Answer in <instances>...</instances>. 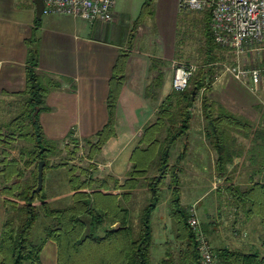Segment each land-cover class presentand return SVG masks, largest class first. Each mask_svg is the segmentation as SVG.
<instances>
[{"label":"trees","instance_id":"1","mask_svg":"<svg viewBox=\"0 0 264 264\" xmlns=\"http://www.w3.org/2000/svg\"><path fill=\"white\" fill-rule=\"evenodd\" d=\"M153 1L143 3L131 30V41L141 18L146 13L152 14ZM201 12L206 37V64L195 71L185 90L173 89L167 95L159 106L155 120L145 126L132 152V165L123 184L112 175L96 177V165L91 162L115 134L117 102L124 85L128 58V54H120L109 83V118L97 132L95 140L86 141L89 163L71 164L68 160L54 164L55 167H65L69 175L73 194L71 203L65 207H53L44 193L45 169L51 166L50 159L60 155L63 150L58 142L45 136L39 120L40 112L47 108L45 99L49 90L59 87L61 82L38 72V51L30 50L27 86L21 92L22 108L11 120L0 124V195L5 205L0 233V264H42L41 251L48 239L57 243L56 264H151L152 217L157 206L165 201L167 192L172 233L180 247L177 251L168 250L161 264H203L199 240L189 223L191 207L182 204L180 187L179 163L187 156L190 147L187 132L191 127L195 104L201 98L204 136L216 151L215 169L220 176H224L227 165L243 151L237 135L241 134L250 141L246 151L253 165L257 152L264 155V127L231 111L212 97L216 72L212 66L206 65L209 62L215 64L225 56L210 28L211 7ZM162 84L163 76L160 75L147 86L146 94H154ZM183 137L186 142L178 154L179 163L172 164V149ZM68 141L65 149L72 160L77 156L80 140L70 137ZM18 142L25 144L19 147L18 156H13L12 150L17 148ZM69 143L73 145L71 150L67 146ZM41 160L46 161L44 186L40 193H35L38 163ZM31 167L30 174H27ZM138 187L147 190L149 203L139 214V230L135 235L130 225L131 209L127 203ZM229 192L233 205L248 206L252 213L262 214L264 223V183L254 181L246 187L231 186ZM40 210L54 219L55 224L47 228L45 239L36 243L32 231ZM201 226L207 236L203 223ZM214 253L220 264H264V254L258 251L221 248Z\"/></svg>","mask_w":264,"mask_h":264},{"label":"crops","instance_id":"2","mask_svg":"<svg viewBox=\"0 0 264 264\" xmlns=\"http://www.w3.org/2000/svg\"><path fill=\"white\" fill-rule=\"evenodd\" d=\"M38 1L0 0V106L2 105L0 124L12 119H9L10 112L19 113L22 108L21 92L27 86L26 70L29 52L31 49H37L38 72L61 82L59 87L49 90L45 99L47 108L39 114L45 136L60 144L63 150L61 154L66 153L65 143L69 142L70 137L78 138L80 142L95 140L97 132L109 118L107 97L113 67L120 54L126 53L128 58L125 81L117 102L115 134L102 146L96 159L91 161L96 165V177L104 178L112 175L120 184H123L132 165V152L145 126L155 120L159 106L173 91L174 61L177 58L188 59L189 54L193 53L192 50L191 52L188 49L183 51L178 47L180 42L176 35L179 33L177 28L179 18L183 15L182 18L187 24L195 26V16H184L188 10H182L179 7V0H160L167 2L165 15L161 14L159 9L162 6H158L153 1L152 15L165 16L168 24L171 25L168 47L162 45L164 41L160 38L162 41L160 50L153 53L150 49L144 50L137 47L136 40L144 36L143 24L139 23L136 28L139 38L135 35L131 41L130 22L136 23L140 11L134 18V15L129 12L120 13L115 6L112 21H89L65 14L38 15ZM168 6L172 9L170 17ZM154 41L155 39L152 38L149 44H154ZM224 48L235 57L237 56L234 50ZM246 55L239 56L234 63L240 60L243 66L254 65L249 64ZM209 64L212 65L211 62ZM212 68H214L213 65ZM225 74L216 75L215 80H219ZM227 74L231 76L230 85L215 99L221 101L231 111L261 125L264 119V83L252 90L243 81L237 80L228 72ZM160 75L163 76L162 86L148 96L147 86L157 80ZM199 99L200 101L197 100L195 104V111H199L202 117L201 98ZM237 136L238 144L243 151L239 157H235L234 161L227 165L226 173L220 177L223 179L224 191L229 193L228 201L231 203L233 202L229 192L231 186L246 187L254 181L264 183V167L259 170L260 166H264L262 163L264 155L257 152L253 165L246 151L250 141L241 134ZM204 141L212 158L210 175L212 179L213 172L216 170L217 154L205 136ZM24 144V142H18L17 148L12 150V155L18 156L19 147ZM124 155H126L125 159L122 158ZM54 164V162L51 164L53 168H55ZM32 168L28 169L27 174H30ZM216 187L214 184L213 188L216 189ZM72 194L71 190V199ZM127 205L130 208L129 202ZM4 215V199L0 195V233ZM218 217L221 218V215L219 214ZM203 226L206 228L209 239L211 234L220 232L216 222L211 219L203 223ZM259 236L260 247L263 248L264 230ZM240 241L243 244L252 242ZM57 250V243L54 240L45 241L41 251L42 264H45L46 258L49 263L53 261V264H56Z\"/></svg>","mask_w":264,"mask_h":264},{"label":"rangeland","instance_id":"3","mask_svg":"<svg viewBox=\"0 0 264 264\" xmlns=\"http://www.w3.org/2000/svg\"><path fill=\"white\" fill-rule=\"evenodd\" d=\"M143 1L145 0H116V10L120 13L129 12L134 15L135 18L140 11ZM154 2H156L158 6H162L159 9H161V14H164L167 2H161L160 0H154ZM154 2L152 5V11L154 10ZM168 8V16L170 17L172 9L171 6H168ZM152 14L146 13L139 21V23L143 24L144 36L140 39L141 37L139 38V35H137L136 29L135 34L137 35V38H139L136 40V43L139 49H150L151 52L157 53L161 47L160 44L162 41H160V38L164 41L162 45L168 47L171 25L168 24L169 22H167V18L165 16L163 17L161 15ZM185 15L187 17L192 15L195 16V26L187 24L185 19L182 18L183 15L179 18L177 27L179 29V33L176 35L180 42V44L178 43V47L183 51L188 49L190 50L189 52H191L192 50L193 53L189 54L190 56L188 59L177 58L176 61L193 63L198 69L203 64H206L205 62L207 61L205 52V30L204 24L201 20L203 12L188 10L187 14H184V16ZM130 27L132 30L134 27V21L130 22ZM152 38H154L155 41L154 44L151 45L149 42ZM221 49L222 55L224 54L225 58L215 64L214 62L211 63L214 65L213 67L216 71L215 75L226 74L221 76L219 80H215L213 82L211 95L214 98H216L220 93H223L230 85L229 82L231 80V76L227 74L226 65H230L236 59H239V57H235L228 49L224 47ZM246 56L248 57L247 60L249 61V64H259L264 61V48L261 47L257 50H252L247 53ZM212 65L208 63L206 66ZM198 101H200V99H198ZM17 114L18 112L15 111L10 112L9 119L13 118ZM203 127L204 123L202 117L199 114V111H195L194 107L191 127L187 132V136L190 141L187 156L180 163L178 162V154L186 142L185 137L179 139L172 149V164L179 163L181 166L180 187L182 204L186 207H191L194 204L193 206H195L201 223L203 221L205 224L210 219L216 222L220 232H217V234L213 233L209 236V241L214 252L219 251L221 248H230L245 252L258 251L264 254V247H260L261 238L259 236L261 231L264 230V223L262 222L261 216L262 214L256 212L252 213L249 211L248 206L237 207V205H233V203L229 202V193L224 191L223 179H220L221 176L216 170L213 172L212 179L210 178L212 172V158L204 141ZM67 146L69 147V150L73 148V145H70V143ZM65 150L67 151V149ZM87 152V142L82 140L80 142L76 158L71 160L69 158L70 155L67 154V152L52 157L49 162L50 164L53 162L57 164L69 160L71 164L76 163L80 165H87L89 163L86 158ZM122 158L125 159L126 155ZM219 180H221L220 183ZM214 184L217 186L216 189L213 188ZM218 189H220V191ZM70 191L69 175L67 174L66 168L62 166H56L53 168L50 166L45 169L44 193L48 196V201L53 207H65L69 205L72 201ZM165 196V201L157 206L152 217L153 241L151 264H161V261L166 256V252L168 250L177 251L180 247V244L175 241L172 233V220L170 219L168 211L169 193L167 192ZM148 203L149 193L145 188L138 187L133 192L132 199L129 201L131 209L130 225L135 235L139 230V214ZM219 214L221 215V218L218 217ZM54 222V219L47 217L40 210L39 218L32 231L33 240L36 243H41L45 239L47 228L52 226ZM260 228L262 230H260ZM240 240H243L244 242L245 240H250V242H252L250 244H243ZM25 264L31 263L25 262ZM45 264H53V261L49 263L46 258Z\"/></svg>","mask_w":264,"mask_h":264},{"label":"built area","instance_id":"4","mask_svg":"<svg viewBox=\"0 0 264 264\" xmlns=\"http://www.w3.org/2000/svg\"><path fill=\"white\" fill-rule=\"evenodd\" d=\"M44 14H65L89 21H112L116 0H43ZM182 10L203 11L211 7L210 28L215 41L242 56L252 50L264 48V0H179ZM172 86L183 91L197 66L193 63L174 61ZM226 71L237 80L243 81L254 90L264 83V62L258 65L243 66L240 60L226 65ZM264 127V119L262 121ZM189 223L200 243L203 264H216L217 257L205 235L195 206L190 208Z\"/></svg>","mask_w":264,"mask_h":264},{"label":"water","instance_id":"5","mask_svg":"<svg viewBox=\"0 0 264 264\" xmlns=\"http://www.w3.org/2000/svg\"><path fill=\"white\" fill-rule=\"evenodd\" d=\"M43 9H44V1L43 0H39L38 1V6H37V11H38V15H41L43 13ZM45 160H41L38 163V185L37 187L34 189L35 193H40L43 186H44V167H45Z\"/></svg>","mask_w":264,"mask_h":264}]
</instances>
